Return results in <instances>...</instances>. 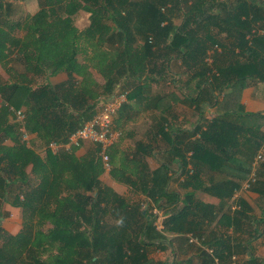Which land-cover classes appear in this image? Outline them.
Instances as JSON below:
<instances>
[{
	"label": "trees",
	"instance_id": "trees-1",
	"mask_svg": "<svg viewBox=\"0 0 264 264\" xmlns=\"http://www.w3.org/2000/svg\"><path fill=\"white\" fill-rule=\"evenodd\" d=\"M27 1L0 0V65L19 62L37 77L64 72L67 80H0V264H264L254 247L264 239V160L247 190L259 214L233 200L264 144V113L241 104L244 89L264 84V0H31L37 12L18 18ZM78 11L89 14L81 31L73 23ZM86 49L101 86L77 63ZM174 62L190 74L186 100L198 121L185 128L171 113L174 94L152 96L146 108L159 116L147 142L125 152L135 173L113 166L117 144L107 150L111 179L135 199L120 196L99 180L98 145L80 156L64 146L101 97L135 89L123 111L148 84L174 83ZM205 107L214 110L211 119ZM19 110L22 124L14 122ZM148 158L158 167L151 170ZM5 204L20 209L16 235L2 228ZM150 251L171 260L152 261Z\"/></svg>",
	"mask_w": 264,
	"mask_h": 264
},
{
	"label": "crops",
	"instance_id": "crops-1",
	"mask_svg": "<svg viewBox=\"0 0 264 264\" xmlns=\"http://www.w3.org/2000/svg\"><path fill=\"white\" fill-rule=\"evenodd\" d=\"M32 2V3H31ZM26 5L32 6L33 10H26V15L30 14L33 15L37 12V4L35 1H27ZM21 6V4L19 5ZM175 25L180 24V19H174L173 20ZM73 23L74 26L78 30H83L89 25V14L84 11H78L73 16ZM93 50L86 49L85 52H82L81 54H78L76 57L77 63L79 66H88L89 64V58L93 56ZM86 73H88L91 78L95 81L96 84L99 86L104 84V79L97 74L94 70H92L89 66L88 69H86ZM11 74L12 79L18 82H23L24 79L32 81L33 86L42 84V83H50L51 85H56L59 83H62L67 80V74L62 72L58 73L54 76H42L37 77L33 76L30 73L24 74L22 65L18 63H9V64H3L0 65V80L1 81H8L9 75ZM24 74V75H23ZM189 73L183 72L182 68L180 67L179 62L172 63V66L170 68L169 77L174 80L175 82L172 84L164 83V84H143L146 86L143 91L137 93V96L132 101H129L127 107L125 110L119 111L114 119H113V129L117 132L123 131V136L117 140L115 144H117V147L119 149V152L111 158L112 164L115 167H119L125 172L134 174L137 169V163L135 161H132L130 159H127L125 157V152L127 150H131L134 148V144L137 142H147V138L150 135V131L152 130V120L157 118L159 116L157 111H151L146 108V104L150 102L151 97L155 94H174V96L178 99L177 103H172L171 107V113L174 115L178 122H183L188 124V120H190L191 116H196V111L193 106L190 105L189 101L186 100V97L190 96L193 91V84L187 85L186 82L189 77ZM81 80L80 77H76ZM124 85V83H122ZM135 90L133 88H130L127 90V92H131ZM104 97H101L100 99H103ZM137 99V100H136ZM139 99V100H138ZM241 104L244 107V110L246 112L251 113H264V84H250L246 89L242 91L241 95ZM96 113L98 112V105H96L95 109ZM214 110L209 107H205L203 111V117H206L207 119H210V117L213 116ZM95 113V114H96ZM121 117V121L119 122V118ZM198 120V118L196 117ZM127 121L123 127H120V123ZM191 122V121H190ZM196 122V121H195ZM194 122V123H195ZM191 125V124H190ZM190 125L184 126L185 128H189ZM264 131V127L262 129ZM139 131L141 132V135H139ZM32 136H29L28 143L30 144ZM87 143V142H86ZM114 144V145H115ZM88 146V145H87ZM65 148V147H64ZM86 147L83 145L76 151V153L80 156L85 153ZM39 153L42 154V149L38 150ZM148 166L151 170H154L158 167V163L155 160H152L148 158L147 160ZM107 177L112 181L111 184L108 183ZM99 180L106 186L110 187L115 193H118V195L122 196L121 192H125L127 189L130 192V189L122 184L114 182L109 172L104 171V173L99 177ZM198 195L199 199L204 202L212 204V205H218V200L211 198L205 194ZM203 196H206L207 198L202 199ZM243 199L245 200L250 207L254 210L255 214H259V208L257 205V196L253 193H250L248 191H239L236 195V199ZM133 199V198H132ZM145 208V207H144ZM3 212L6 216L11 217L20 214V209L10 207L9 205L5 204L3 206ZM153 212L156 213L158 216H161L160 213L153 209ZM162 217V216H161ZM3 220H1L2 228L9 232V230L5 229ZM7 220V219H6ZM12 227V225H11ZM161 226H157V229L160 230ZM11 229V228H10ZM18 232H13L10 230L11 235H16ZM264 239H259L254 243V247L256 249V244L263 242ZM264 257V256H260Z\"/></svg>",
	"mask_w": 264,
	"mask_h": 264
},
{
	"label": "built area",
	"instance_id": "built-area-1",
	"mask_svg": "<svg viewBox=\"0 0 264 264\" xmlns=\"http://www.w3.org/2000/svg\"><path fill=\"white\" fill-rule=\"evenodd\" d=\"M127 95L128 93L126 91H120L111 97L100 99L98 102V112L90 120L84 122L82 126L70 136L68 144L64 146L65 149H78L83 143L86 142L98 145L101 149L103 168L108 172L110 170L111 164L107 150L114 146L120 136V132H117L113 129V119L119 109L127 103ZM13 114L14 122L22 124L25 117L24 113L19 110L14 111ZM21 131L23 135L22 140L28 144L29 135L25 133L23 128H21ZM49 147L54 152L59 148L53 143H51ZM263 160L264 144L255 156L252 164V172L250 173L249 177L241 184L240 189L236 191L233 200L236 199V195L239 191H247L249 190L250 185L255 183L256 168ZM235 208L236 206L232 205L231 209L233 210ZM190 242L197 243V240L191 239Z\"/></svg>",
	"mask_w": 264,
	"mask_h": 264
},
{
	"label": "rangeland",
	"instance_id": "rangeland-1",
	"mask_svg": "<svg viewBox=\"0 0 264 264\" xmlns=\"http://www.w3.org/2000/svg\"><path fill=\"white\" fill-rule=\"evenodd\" d=\"M32 3V2H31ZM20 4H21V6H19V13H18V18L19 17H24L25 15H26V10H33L32 9V6L30 7V6H28V5H26V2H24V3H21L20 2ZM38 8V7H37ZM30 15V14H29ZM196 117L198 118L199 117V115L198 114H196V116H191L190 117V120H188V124L190 125V124H194V122L195 121H198L197 119H196ZM212 117H210V119H211ZM191 121V122H190ZM196 123V122H195ZM141 132L142 131H139V135H141ZM87 145H89V143H84V147H86L87 148ZM107 181H108V183H110L111 184V180L107 177ZM118 194V193H117ZM119 194H121L123 197H127V198H133V199H135V197H134V195H132L130 192H129V190L127 189L125 192H121V193H119ZM199 196H201V195H199ZM205 198H207L206 196H203L202 197V199H205ZM204 201V200H203ZM159 212V211H158ZM160 213V212H159ZM161 215V214H160ZM7 219V220H6ZM161 219H162V217L161 216H158V218L156 219V221H155V225L156 226H160V221H161ZM3 220V219H2ZM3 223H4V226L6 227L5 229H7V230H9V232H7V233H9L10 234V230L11 231H13V232H20V230L22 229V224H23V220H22V217H21V212H20V214L18 213V215H16V216H11V217H9V216H6V218L3 220ZM11 225H12V227H11ZM11 228V229H10ZM257 246H256V254L258 255V256H264V240H263V242H261V243H258L257 242V244H256ZM149 258H150V260H152V261H169V260H171V256H170V254H169V252H154V251H150V254H149Z\"/></svg>",
	"mask_w": 264,
	"mask_h": 264
}]
</instances>
